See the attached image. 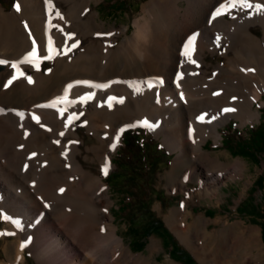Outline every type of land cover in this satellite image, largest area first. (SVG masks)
Returning a JSON list of instances; mask_svg holds the SVG:
<instances>
[{"label":"bare ground","instance_id":"obj_1","mask_svg":"<svg viewBox=\"0 0 264 264\" xmlns=\"http://www.w3.org/2000/svg\"><path fill=\"white\" fill-rule=\"evenodd\" d=\"M92 1L17 0L20 11H16L14 6L6 10L0 4V60L5 62L0 64V111L4 113L0 118V215L8 218L2 237L8 238L10 235L14 246L13 255L9 254L7 243L3 246L6 258L0 259V264H27V249L38 264H147L143 257L132 254L118 235L109 208L112 200L102 177L85 167L80 159L84 142L79 133L80 125H84L88 133L99 141L86 149L109 169L122 126L134 118L147 121L156 135H162L167 148L176 152L170 175L174 174L176 168H180L182 174L173 192L182 190L188 180L196 178L199 193L218 196L219 185L223 181L243 172L244 164L240 160L228 166L204 150L203 144L209 137L217 142L221 136L218 126L231 116L245 124L253 122L260 115L254 103L262 97L264 89V10L255 7L258 16L253 22L248 20L251 23L246 22L241 29L242 39L244 37L249 44L248 62L237 68H233L231 63H219L208 72L203 68L206 65L205 49H216L225 42L224 36L219 34H214L209 42L208 13L216 2L221 1L220 7L229 12L230 18L220 11L213 25L215 31L218 28L226 31L236 26L241 17L242 10L238 4L234 6L236 11L229 6L228 0H183L182 4V0H148L142 6L141 15L134 19L130 35L115 48L102 45L106 63L99 64L94 54L89 56L87 51L94 46L93 39H87L83 45L82 38L98 35L109 40L112 34L125 32L126 26L106 29L97 20L98 13L92 8ZM257 4L264 5L260 0L256 1ZM257 25L262 27V35L252 30L251 27ZM196 29H200L196 55L202 77L210 78L212 74H217L231 80L213 81L202 88L200 84L188 81L178 89L179 85L172 81L177 51L183 41L197 36ZM49 36L56 43L57 51L48 54L41 48L39 56L32 62L17 65L13 72L16 78L9 83L10 77L7 80L6 76L11 59L35 41L42 46ZM73 44L76 46L72 47ZM64 49L67 51L62 56ZM48 55L52 57L54 67L45 72L41 69V60ZM116 75L145 76L150 86L148 89L153 92L139 95V91L127 89L122 109L113 113L95 110L82 116L80 112L83 108L78 103L81 93L79 84L90 76L103 79ZM70 86H73V93L68 98L66 91ZM146 89L144 87L142 90ZM16 93L21 94L22 105L3 101ZM66 99L72 102L71 109L63 104ZM226 105L233 110L218 114ZM45 107L56 108L61 115L56 117L54 111L46 110L41 115L40 109ZM145 108L152 109L155 116L148 117V120L143 114ZM199 108H204L206 121L198 127L195 138L189 140L187 123L194 120L195 110ZM209 115L215 116L211 122H208ZM34 116L38 120L33 119ZM41 120L45 124H52L51 134L30 122L42 125ZM22 122L32 130L27 140L21 138ZM105 133L110 137L113 135V143L104 154L107 143L101 137ZM51 138L60 145L51 143ZM7 139L24 144L16 154L18 163ZM31 150L37 151V158L31 159V165L36 164L40 172L35 184L20 173L23 157ZM60 202L70 203L72 211L63 210ZM79 209L85 214L80 215ZM185 209L172 211L169 225L182 239L193 244L194 238L199 237L186 224ZM250 231V240L259 242L256 229ZM229 241L231 243L225 245V250L228 254L235 253L236 243L231 239ZM218 249L222 250V247ZM170 264L177 263L170 261Z\"/></svg>","mask_w":264,"mask_h":264},{"label":"rangeland","instance_id":"obj_2","mask_svg":"<svg viewBox=\"0 0 264 264\" xmlns=\"http://www.w3.org/2000/svg\"><path fill=\"white\" fill-rule=\"evenodd\" d=\"M147 1L148 0H93L91 5L98 13L96 18L100 23L104 24L106 29L126 26V30L125 32L112 34V38L109 40H104L98 35L84 36L81 40V44L84 45L89 39H93L94 41V46L87 50L88 55L90 56L93 53V57H96L95 59L99 64H105L106 58L104 57V52L102 53V45H108L111 49L115 48L127 35H130L133 30V21L136 17L141 15L142 6ZM256 1L258 0H247V3L253 5L252 8L241 7V5L237 3V6H240V10H242V18L240 17L236 26L226 29V31L224 28H222V30L215 28L217 29L215 31L213 24H215V13L218 10L219 12H224L227 18H230L229 12L224 9V7H220L222 6L221 1L216 2L212 6V11L210 9V14L208 13L209 17L207 16L206 19L207 26L210 28V34L208 37L209 42L212 37H214V34H219L221 37L224 36L223 38L225 42L223 43L224 45L220 44L216 49H205L204 61L206 65H204L203 68L208 72L212 70L214 65L219 63H231L230 65H232L233 68H237L248 62L250 56L248 52L250 50H248L247 46H249V44L244 40V37L242 39L241 29L246 25V22L251 23L258 16L256 10H254ZM260 2L264 3V0H260ZM16 3L17 0H0V4L6 10H10ZM182 3H184L183 0L181 1V4ZM235 10L237 11L236 8ZM251 28L257 35L263 34L262 27L257 25L254 27L252 26ZM195 31L197 36L191 44H189V38L179 45L180 47L178 48L177 58L175 60L176 64L172 71L173 83L179 85L178 89L184 84V82L188 81L193 83L196 82L197 84H200L199 87L202 88L206 87L208 83L213 81L219 80L218 82H224L231 80L227 76H217V74L212 73H210L212 74V78L210 77L211 79L202 77L201 69L197 64L198 56L196 55L200 29H196ZM186 45H188L187 48L185 47ZM227 46H229V48ZM33 47L34 43L25 46L24 48L26 49H23L18 56L11 59V64L8 67L9 72L6 76L7 80H9L8 78L10 77V81H13V72L16 69V67H12L13 64L20 65L21 63L32 62L39 56L38 53L41 48H43L46 53L48 52V54L49 52L54 54L53 52L57 51L56 43L53 42L49 36L46 39L45 44L42 46L35 41L37 55L29 57L30 62H22L25 60L28 53L32 52ZM66 51V49L62 51V56L65 55ZM243 55H245L246 58ZM53 67L54 61L52 59L41 60V69L43 71L49 72ZM30 72L32 71L30 70ZM162 77L164 79L166 78L164 75ZM147 82L148 80H146L145 76L126 77L116 75L114 77L111 76L103 79L90 76L89 79H84L83 83L81 82L79 84L81 93L78 103H81V107L83 108L80 113L84 116L85 113L87 115L95 110L105 111L107 113L118 111L120 108H123L122 105H124L125 102V91L127 89L139 91V95H144L146 92H153L152 89H148L150 86L147 85ZM144 87L147 89L142 90ZM218 92L219 90L216 91V93ZM71 93H73V86H70L66 91L68 98L72 96ZM67 99L63 104H65L67 109H71L73 104L70 102V99L67 102ZM6 100L17 105H22L24 103L20 93H16L13 96L5 97L3 99V101ZM149 103L147 105L151 108ZM230 108L231 106L226 105L218 114L223 115L228 113L229 111H224V109ZM254 108L258 109L260 115L253 122L242 124L238 118L231 116L224 124L218 126L219 133L221 134L218 141L216 142L212 137H209L203 144L204 150L210 152L212 156L220 158V160L228 166H231V163L235 160H240L244 164L242 174L235 178H228L223 181L219 185V195L213 197L199 193V182L196 178L188 180L182 190L176 189L174 192L172 191V189L176 187V183L180 181L179 177L182 174V170L176 168L174 169V174L170 175L176 152L170 151L165 145L162 135H156L150 129L149 125L145 124L140 118H134L131 121H127L118 132L119 144L111 155L112 166L107 169V175L104 174V166L102 162L94 158L92 153L86 149L87 146L97 144L99 142L98 139L89 134L84 125L79 126V133L84 141L81 145L82 153L80 159L85 167L94 173L99 174L102 177L103 183L108 187V194L112 200L109 205L112 222L117 226L118 235L123 238L124 244L132 254H137L140 257H143L147 264H170V261L177 264H215V262L223 264H264V240L262 238L261 226L259 224V222L264 219V189H259L255 186V180L258 175H264V154L260 153L257 157L258 163H255L251 158L242 157L238 154L232 153L223 145L226 140L231 146L235 145L237 141H242L247 137L249 130L259 124L261 120V109L264 108V89L262 97L254 103ZM146 109L147 108L144 109L143 114L147 119L148 117L155 116L152 109ZM44 110L51 112L54 111L56 117L61 115V112L56 108L48 107L40 109L41 115ZM3 114L4 113L0 111V118ZM205 114L206 112L204 111V108L195 110L194 120H190L187 123V138L189 140L191 137L195 138V135L198 132V127L205 123ZM200 117H203V119H200ZM214 117V115H211L208 122L213 121ZM30 122L36 125L38 129L48 134L52 133V124H45L42 120L39 121L42 125H37L35 121ZM103 123L105 125H110L109 122ZM231 125L233 128H231ZM20 126L21 129H23L21 138L27 140L32 134V130H30L29 127L27 128L24 122H22ZM126 126L135 129L137 131V136L143 141L156 145V148L161 150V153L159 154L161 156L160 162L156 164L153 172L149 176L140 177L142 172L139 171L140 173H137V177H140L137 182L140 186V191L131 188L133 193L130 194L129 198L124 200L126 202L125 204L128 205L126 210L122 212L118 208L121 206V195L111 188L107 177L111 172L117 169V166L123 162L125 156L129 153L124 144V136L122 133ZM108 127L106 126L105 129L108 130ZM109 137L110 136H108L107 133L102 134L101 137V140L106 141L107 143V149L104 154L113 143V135L111 134V137ZM52 138L50 139L51 143L60 145V143H55ZM109 139L111 140L109 141ZM6 142L13 152L15 161L18 163L19 158L16 154H19L22 149L21 147H24V144L14 139H7ZM45 148H47V145ZM36 158L37 151H29L27 155L23 157V162L21 163L20 168V173L25 175V177H27L33 184L37 183L40 178V172L36 168V164L31 165V159ZM17 167L19 169L18 164ZM116 179L118 178H113L112 181H115ZM144 189L147 192V197L145 199L149 202V208L147 210H143L142 206L139 205L145 195ZM152 191H155V194H150ZM60 206L66 211H72L73 207L70 203H62ZM184 208H186V216L184 217L186 224L189 226L190 231L194 233L196 237L197 235L199 237L197 239L194 238L193 244H189L187 239H182V237L169 225V217H171L172 211L179 209L183 210ZM207 209H211L212 212H205ZM79 211H81V209H79L78 212ZM139 212L141 214L147 213V220L143 227L144 243L141 250H137L130 243L127 231L130 221L135 218ZM79 214L84 215L85 211H81ZM5 225H8L7 221L4 216L0 215V259L6 258L3 249V246L6 243L8 244L9 254L13 255L14 252V246L11 243L12 237L10 235L8 238L2 237V230ZM251 229H256L259 242L250 240ZM230 239L236 243L235 253L232 254H228L225 250V245L231 243L229 241ZM198 247L203 248V250L197 251L196 248ZM219 247H222V250H219ZM25 256L27 264H38L28 249L25 251Z\"/></svg>","mask_w":264,"mask_h":264},{"label":"trees","instance_id":"obj_3","mask_svg":"<svg viewBox=\"0 0 264 264\" xmlns=\"http://www.w3.org/2000/svg\"><path fill=\"white\" fill-rule=\"evenodd\" d=\"M231 128H233L232 125ZM136 132L137 131L130 126L124 127L122 132L124 136V144L129 153L125 156L123 162L117 166V169L111 172L107 177L111 188L121 195V206L118 208L122 212L126 210L128 205L125 204L126 202L124 200L129 198L130 194L133 193L131 188L140 191V186L137 183L138 179L141 176H149L153 172L156 164L160 162L161 155L159 154L161 153V150L156 148V145L153 143L150 144L147 141H143L137 136ZM223 145L232 153L238 154L242 157L251 158L255 163H258V155L260 153L264 154V108L261 109V120L259 124L249 130L246 138L242 141H237L235 145L232 146L226 140ZM139 171H141L142 174L140 177H137ZM113 178L118 179L112 181ZM255 186L259 189H264V175H258L255 180ZM144 192L145 195L143 196V200L146 202L142 200L139 205L142 206L143 210H147L149 208V202L145 199L147 197L146 190ZM150 194H155V191H152ZM205 212L210 213L212 210L207 209ZM146 214H141L139 212V214L130 221V225H128L127 228L130 243L137 250H141L143 247V227L147 220ZM259 224L261 226L262 238L264 240V219L259 222Z\"/></svg>","mask_w":264,"mask_h":264},{"label":"snow or ice","instance_id":"obj_4","mask_svg":"<svg viewBox=\"0 0 264 264\" xmlns=\"http://www.w3.org/2000/svg\"><path fill=\"white\" fill-rule=\"evenodd\" d=\"M237 3H239V4H240L241 6H243V7H248V8H252V7H253L252 4L247 3V0H228V4H229V6H235ZM14 7H15V10H16V11H20V10H21V6H20L19 3H16V4L14 5ZM255 7H256L257 9H259V10H264V5H259V4H257V5H255ZM219 14H220V12H219V10H218V11L215 13V15H219ZM25 27H27V25H25ZM194 39H195L194 36L191 37L190 40H189V44H191L192 41H193ZM33 43H34V47H33L32 52L28 53V55L25 57V60L22 61V62H30V61H29V57H34V56L37 55V48L35 47V42H33ZM75 46H76L75 44L72 45V47H75ZM185 47L187 48L188 45H186ZM51 58H52V57H51L50 55H48V56H43V57H42V59H51ZM2 63H5V62L2 61V60H0V64H2ZM12 67L15 68V67H17V65L13 64ZM15 78H16V77H13V79H15ZM29 82H31V78H29ZM9 83H11V81H9ZM232 110H233V109H224V111H232ZM33 119H37V120H38V117H35V116H34ZM200 119H203V117H200ZM144 123L147 124V121H145ZM149 127H151V125H149ZM61 135H63V133H61ZM113 147H115V145H113ZM103 171H104V174L107 175V165H105ZM61 191H63V189H61ZM5 219H8V218L5 217ZM22 247H23V245H22Z\"/></svg>","mask_w":264,"mask_h":264},{"label":"water","instance_id":"obj_5","mask_svg":"<svg viewBox=\"0 0 264 264\" xmlns=\"http://www.w3.org/2000/svg\"><path fill=\"white\" fill-rule=\"evenodd\" d=\"M0 67H1V65H0Z\"/></svg>","mask_w":264,"mask_h":264}]
</instances>
